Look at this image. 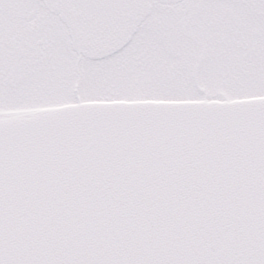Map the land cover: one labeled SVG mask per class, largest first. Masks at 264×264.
I'll return each mask as SVG.
<instances>
[{
  "label": "water",
  "instance_id": "obj_1",
  "mask_svg": "<svg viewBox=\"0 0 264 264\" xmlns=\"http://www.w3.org/2000/svg\"><path fill=\"white\" fill-rule=\"evenodd\" d=\"M0 264H264V98L0 121Z\"/></svg>",
  "mask_w": 264,
  "mask_h": 264
},
{
  "label": "flooded vegetation",
  "instance_id": "obj_2",
  "mask_svg": "<svg viewBox=\"0 0 264 264\" xmlns=\"http://www.w3.org/2000/svg\"><path fill=\"white\" fill-rule=\"evenodd\" d=\"M34 1L37 2V11L30 15H17L19 16L16 18L18 21L13 29H4L0 25V121L32 117L58 109L87 104L152 102L147 99H119L117 96L122 84L110 85L107 80H100L97 77L90 78L92 84L88 87L90 95L85 99L83 94L86 89L81 80V73H78L72 94H70L64 79L66 76L64 67L58 70L55 66L66 64L62 61L61 49L67 46L60 45V43L72 45V48L77 51L76 67L78 70L81 66L88 67L91 61H95L98 66L100 64L98 60L115 57L120 52L124 55L125 64L134 57L135 60H141L136 57L138 49L141 48L145 49L142 53L143 63H146L147 51L157 52V45L155 43L147 45L142 40V34L138 40L135 39L138 35V27L144 29L149 25L147 24V12H144V9L145 6L147 9L150 0ZM72 1H75L76 5L80 4L81 7L73 10ZM157 1L162 5H174L171 9L161 6L162 10L171 11L161 13L166 17L165 20L170 21V17L188 16V20L179 19L175 26L170 22L161 23L163 29L160 32L167 33L168 31L169 39L177 36L189 39V42L191 39L197 46L203 48V44L196 39L193 33L188 32L187 28L196 25L193 22L195 21L194 16L199 15V11L202 10V1L209 0ZM228 1L229 8L224 13V25L229 29L228 32L236 29L234 26L239 24V19L242 20L239 28L243 29V33L239 31L233 41L236 50L243 52L241 57L234 56L235 64L240 66L239 70L242 74V81H244L242 86L248 80L254 83L253 90H264L262 77L264 76V44H262L264 35L257 27L249 28L247 21V16L256 18L264 14L261 10L264 0ZM40 7L49 10V14L42 13ZM26 20L27 23H23ZM222 20L223 18L219 21ZM46 24L51 33L58 34L55 40L45 30ZM221 25L223 26V23ZM67 48L71 49V46ZM226 48H232V46L227 45ZM41 63L45 64L43 72H52L49 78L39 79L37 77V83H35L33 77L28 78L29 74L34 73L30 72V68L32 66L38 68ZM93 75L90 74V76ZM40 80L44 82L39 83ZM142 81L129 82L124 86L127 89L126 92L135 97L141 96L142 92H147V84L145 87ZM259 83L262 85L260 86ZM249 89L251 88L247 87V90ZM16 93L19 96L12 97V99L8 96ZM70 95L69 98L72 100L61 101L62 98ZM261 98H264V95L255 94L244 100Z\"/></svg>",
  "mask_w": 264,
  "mask_h": 264
},
{
  "label": "rangeland",
  "instance_id": "obj_3",
  "mask_svg": "<svg viewBox=\"0 0 264 264\" xmlns=\"http://www.w3.org/2000/svg\"><path fill=\"white\" fill-rule=\"evenodd\" d=\"M149 2L147 9L146 6L144 9V12H147V24L149 25L144 29L138 27L139 31L135 39L138 40L142 34V40L147 45L154 43L157 45V52L147 51L146 63H143L144 57L142 53L145 52V49L141 48L136 53V57L141 60H135L134 57L125 64L123 61L124 55L120 52L115 57L98 60L100 63L98 66H96L95 61H91L88 67L81 66L78 70L76 67L78 61L77 51L72 48V45L60 43V45L67 47L71 46V49L67 47L61 49L63 53L62 61L66 62V64L55 65L58 70L60 67H64L66 73L64 79L67 82V89L70 94H72L73 84L77 80L78 73H81V80L86 89L83 94L85 99L90 95L88 87L92 86L91 77L107 80L110 85L122 84L117 96L119 99H147L156 103L174 101L234 102L255 96V94L264 95V90H253L254 83H250L248 80L242 86L244 81H242V74L239 70L240 66H237L234 62V56L241 57L243 52L236 50L233 45L237 33L239 31L243 33V29L239 28L242 20L239 19V24L234 26L236 29H232L230 32H228L229 29L225 28L227 26L224 25V13L229 8L228 0L202 1V10L199 11V15L194 16L195 21L193 22L196 25L187 28V31L193 33L196 39L203 44V48L197 46L191 39V43L189 39L182 36L169 39L168 31L167 33L160 32L163 29L161 23L170 22L175 26L179 19L188 20V16H183L182 18L170 17V21L165 20L166 17L161 13L168 10H162L161 6L171 9L174 5H162L157 0H150ZM78 7H81V5H76L75 1H72L71 8L74 10ZM37 8V2L34 0H0L1 28L13 29L18 21L16 20L19 17L17 15L33 14L37 11ZM40 9L42 13L49 14V10L47 11L46 8L40 7ZM261 10L264 13V5ZM168 12L171 11L169 10ZM247 17L248 27H257L264 35V14L256 18ZM222 18L223 20L219 21ZM23 23L26 24L27 20ZM222 23L223 26L221 25ZM45 30L49 32L52 39L55 40L57 38L58 34L51 33L48 24L45 25ZM262 44H264V41ZM227 45H231L232 48L227 49ZM44 67L45 64L43 63L38 68L32 66L30 72L33 71L34 73L29 74L28 78L33 77L34 81H36L37 77L39 79L49 78V74L52 71L43 72ZM241 68L243 69L244 67ZM91 73L94 75L90 76ZM262 77L264 79V76ZM136 80H143L142 84L145 87V84H147V92H142V95L138 97L130 96L124 87L129 82H135ZM41 82L44 81L40 80L39 83ZM259 85L261 86L262 83H259ZM247 87L251 89L247 90ZM8 96L12 99V97L19 95L16 93ZM69 97L71 95L60 100H72Z\"/></svg>",
  "mask_w": 264,
  "mask_h": 264
}]
</instances>
